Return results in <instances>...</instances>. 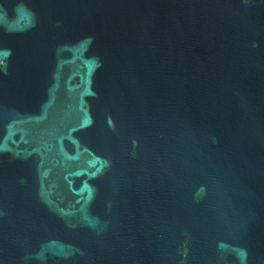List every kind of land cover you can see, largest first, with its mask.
<instances>
[{
	"label": "water",
	"instance_id": "obj_1",
	"mask_svg": "<svg viewBox=\"0 0 264 264\" xmlns=\"http://www.w3.org/2000/svg\"><path fill=\"white\" fill-rule=\"evenodd\" d=\"M0 264H264V0H0Z\"/></svg>",
	"mask_w": 264,
	"mask_h": 264
},
{
	"label": "flooded vegetation",
	"instance_id": "obj_2",
	"mask_svg": "<svg viewBox=\"0 0 264 264\" xmlns=\"http://www.w3.org/2000/svg\"><path fill=\"white\" fill-rule=\"evenodd\" d=\"M1 63V62H0Z\"/></svg>",
	"mask_w": 264,
	"mask_h": 264
}]
</instances>
